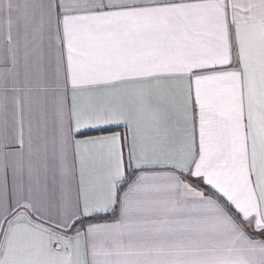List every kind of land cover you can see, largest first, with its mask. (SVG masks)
Returning <instances> with one entry per match:
<instances>
[{
	"label": "snow or ice",
	"instance_id": "obj_1",
	"mask_svg": "<svg viewBox=\"0 0 264 264\" xmlns=\"http://www.w3.org/2000/svg\"><path fill=\"white\" fill-rule=\"evenodd\" d=\"M0 264H264V0H0Z\"/></svg>",
	"mask_w": 264,
	"mask_h": 264
}]
</instances>
